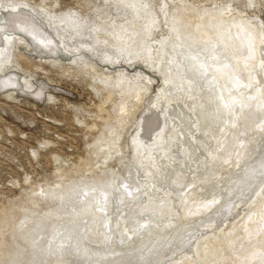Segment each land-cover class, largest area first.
Wrapping results in <instances>:
<instances>
[{
	"label": "rangeland",
	"instance_id": "obj_1",
	"mask_svg": "<svg viewBox=\"0 0 264 264\" xmlns=\"http://www.w3.org/2000/svg\"><path fill=\"white\" fill-rule=\"evenodd\" d=\"M198 16L213 28L236 24L235 52L243 69L241 75L235 70V85L246 81L245 68L252 65L255 43L260 45L246 92L260 94L251 102L253 108L248 103L239 112L240 104L234 106L230 130L223 129L225 117L219 114L216 124L206 121L200 126L204 132H193L194 141L186 131L171 144L169 117L179 118L166 115L162 101L155 108L164 83L143 60V46L155 51L162 39L179 41L172 34L176 27L186 40L174 44L173 51L168 48L175 58L192 53L191 46H202L201 52L210 55L208 37L202 44L188 38ZM148 17H156L158 27L145 37L140 29ZM244 22L250 36L242 34L248 28ZM136 29L133 43L119 35ZM206 30L210 34L209 26ZM215 46L222 50L221 43ZM0 48V264H136L116 258L124 256V246L134 244L117 230L134 229L138 221L136 237L153 240L154 246V257L141 264H264V199L259 203L256 194L249 197L240 188L232 204H226L220 194L233 164L251 156L253 140H264V111L254 106L257 99L264 103V0H0ZM168 55L160 57V68ZM153 57L152 63L157 62V54ZM204 75L195 80L207 93L211 83ZM182 101L172 102L171 111L183 107ZM215 102L206 108L217 115ZM157 135L159 147L169 148L165 154L152 150L155 167L144 163L148 153H139L136 139L148 144ZM217 135L222 136L220 159L210 161ZM171 156L176 166H169ZM167 201L171 205L163 207ZM83 208L89 211L82 216L77 212ZM161 214L164 218L157 221ZM67 224L90 245L107 248L108 254L106 248L100 250L106 256L98 254L103 261L74 251L73 237L63 236ZM178 229L184 233L180 238ZM187 238L188 246L179 245ZM108 256L112 261L105 260Z\"/></svg>",
	"mask_w": 264,
	"mask_h": 264
},
{
	"label": "bare ground",
	"instance_id": "obj_2",
	"mask_svg": "<svg viewBox=\"0 0 264 264\" xmlns=\"http://www.w3.org/2000/svg\"><path fill=\"white\" fill-rule=\"evenodd\" d=\"M129 3H130V0H128ZM134 1V0H133ZM120 4H121V1H120ZM124 4L125 1H124ZM122 4V5H124ZM130 5V4H129ZM132 5H136V4H132ZM131 5V6H132ZM129 8V7H128ZM134 7H132L133 9ZM146 11V10H145ZM154 14V13H153ZM225 14V13H224ZM181 16V15H180ZM227 16V15H226ZM183 17V16H182ZM186 17V16H185ZM183 17V18H185ZM179 18V17H178ZM187 18V17H186ZM226 18V17H225ZM227 19V18H226ZM233 18H231L232 20ZM236 19V18H235ZM145 20V19H144ZM177 20V19H176ZM185 20V19H184ZM191 20V19H190ZM230 21L229 20H224V22L228 23ZM173 22V21H172ZM175 22V21H174ZM185 22V21H184ZM206 22H204L201 17L198 16V19L192 23V28H191V35L188 36V38L190 39V37H193V38H196L197 40H199L200 42L205 39V37H208L209 40H211L209 43L213 46H210L207 48V53H210V55L208 54H203L200 50V48L198 47H195L193 48L191 46L190 50L192 51V53L188 52L189 54H181L179 53L180 55H182V57L180 58H175L174 54H172L168 48H172L174 49L176 46H174V44H180L181 45V42L179 43V41H182V35L179 36V32L177 31L176 27H175V30L174 32L172 33L173 35H175L177 38H179V41L177 42H172V39L171 40H168V42H166V39H162L161 41H157V46H156V50L155 51H151V48L152 46L151 45H146L144 42H143V45H146L145 47L143 46L144 48V51L145 54H144V61L148 60V65H151L152 68H154L156 71H158L162 78H163V83H164V87L161 89V91L159 92L158 96H157V101H156V106H159L158 103L162 101L163 106L165 108V113L166 115H174L175 117H178L179 119L178 120H174V119H171L169 117V130H168V133H170L171 131L173 133H171L169 135V140L171 142V144H173L175 142L176 139L178 138H184L186 136V131H188V133L190 134V138L193 139V141L195 140L194 138L196 137L197 134H193V132H197L199 133L200 131L201 132H204V128L201 129V124L203 125L204 122L206 121H211V122H215V124L217 123V121L220 120V118H218L219 114H221V118L225 117V123L224 125L226 124L225 128L223 129H228L230 130L232 128L231 126V121L229 122V120H232L233 119V116L235 114V110H234V106L235 107H238L239 104V112H240V107H245L248 103L251 104V107L253 108L252 106V103L253 100L255 99V97L258 96V94H260V92L257 94L256 92H258L256 89L255 91L252 92V94H249L247 95L246 92H249V85L248 84L250 82V77L252 76L251 74V71L255 68L256 64L257 63V60H258V52H257V49L261 48L259 44L255 43V50H256V55H253V60H252V65L249 66V68H245L246 72L248 73V75L246 76V81H243V82H239V86L238 85H235L234 84V80L232 79V77L234 78V75L235 74V70H236V73L237 75L242 73V60H241V55L237 52H235V42L237 40L238 37L237 36V33H236V30H234V27H237L236 24L234 26V24L232 25V23H228L226 24V26L224 27H220L221 24H219V26L216 28V27H212V25L210 24V22H208L207 24H205ZM172 24V23H171ZM190 24V23H189ZM242 24H245V26L247 25L245 22L242 23ZM173 25V24H172ZM171 25V26H172ZM187 26V25H185ZM209 26V32L210 34H208L206 31V29L208 28ZM234 26V27H232ZM158 27V24L156 23V17H148L144 22H142L141 24V29L140 30H143L141 31L143 36L146 37L149 36L152 31H154V29H156ZM174 27V26H172ZM239 27V26H238ZM248 27V25L246 26ZM190 28V27H189ZM128 29V28H127ZM239 29V28H238ZM125 30V29H123ZM139 30V31H140ZM179 30V29H178ZM182 30V29H181ZM180 30V31H181ZM241 30V29H240ZM251 29H249V27L247 29H243L242 30V34H246L250 36V31ZM130 31V30H129ZM239 31V30H238ZM125 32L126 34V31H123ZM185 32V31H184ZM122 32L119 33V35L121 37H123L124 40H126L127 38L129 39L128 41L132 42L135 38L137 39L138 37V30H132L131 32L128 33V35H123L121 34ZM188 33V32H187ZM154 34V33H153ZM171 34V35H172ZM184 34V33H183ZM189 34V33H188ZM172 35V36H173ZM185 35V34H184ZM244 35H241L240 36H244ZM248 36V37H249ZM174 37V36H173ZM6 38V37H5ZM141 38V36H140ZM171 38V37H170ZM187 38V37H185ZM243 38V37H241ZM7 39V38H6ZM147 39V38H145ZM202 39V40H201ZM142 40V39H141ZM186 40V39H184ZM136 41V40H135ZM140 41V40H139ZM204 41V40H203ZM185 42H189L190 43V40L188 41H185ZM199 42V43H200ZM207 42V40H206ZM207 42V43H208ZM129 43V42H128ZM133 43V42H132ZM142 43V41H141ZM220 44L222 45L221 49L223 50H226L227 51V54L225 56H223L222 54V50L220 51V47H216L215 44ZM136 44V42L134 43ZM202 44V42H201ZM132 45V44H131ZM130 45V48H132ZM138 45V43H137ZM140 45V44H139ZM135 46L136 48L140 47V46ZM183 45V44H182ZM187 45V44H186ZM172 46V47H171ZM184 46V45H183ZM196 46V45H195ZM199 46V44H198ZM254 46V45H253ZM252 46V47H253ZM205 47V46H204ZM203 47V48H204ZM207 47V46H206ZM124 48V47H123ZM129 49V48H128ZM171 49V50H172ZM183 49H186V46L183 48ZM187 49H188V45H187ZM205 49V48H204ZM202 49V50H204ZM123 50V49H122ZM132 50V49H131ZM134 50H136L134 48ZM139 50V49H138ZM175 50V49H174ZM181 50V49H180ZM251 48L248 49V53L251 52L250 51ZM252 50H254V48H252ZM126 51V49H125ZM143 51V52H144ZM173 51V50H172ZM185 51V50H184ZM194 51V52H193ZM4 52V48H0V55H2V53ZM131 52V51H130ZM138 52V51H137ZM169 54L168 57H166L167 61V64H162L163 67L160 68V57H163L165 54ZM182 52V51H181ZM255 52V51H254ZM129 53V51H128ZM177 53V52H176ZM125 54V53H124ZM135 54V53H134ZM157 54L158 57H156L158 59L157 62L155 63H152V59H154L153 55ZM252 54V52H251ZM250 54V55H251ZM131 56V53L130 55ZM137 56V55H136ZM187 56V57H186ZM112 57V56H111ZM134 57V55L132 56ZM132 57H129L128 60L132 59ZM252 57V56H251ZM155 58V59H156ZM165 58V57H164ZM201 58H203V63L201 61ZM225 58L228 60V61H225ZM111 59V58H109ZM108 60V59H107ZM112 62V61H111ZM143 62V61H142ZM251 63V61H250ZM166 65V66H165ZM205 66V67H204ZM205 68L208 70V74L206 75L205 73ZM235 68V69H234ZM203 72V74H205L207 77V80L209 83H211V85L209 86V88L207 89L208 92L206 93H203V91L201 90V84L196 82V77L198 75H201ZM204 75V76H205ZM241 75V74H240ZM144 76V75H143ZM145 77V76H144ZM203 77V75H202ZM119 78H122V77H119ZM136 78V77H135ZM262 78V77H261ZM150 80V78H148ZM203 79V78H201ZM205 79V78H204ZM235 79V78H234ZM238 79V78H237ZM253 78H251V81H252ZM206 80V79H205ZM204 80V81H205ZM236 80V79H235ZM148 81V80H147ZM201 80H199L200 82ZM126 82V81H125ZM202 82V81H201ZM261 82H262V79H261ZM132 83V82H130ZM135 83V82H134ZM207 83V82H206ZM236 83V82H235ZM264 83V81H263ZM16 84V82L14 83ZM208 84V83H207ZM133 85V84H132ZM206 86V85H205ZM252 90H253V87H252ZM206 91V90H205ZM181 99L183 100L182 101V105L183 107L180 106V108H175V111H171V108H170V105L172 104V102H178L181 101ZM217 102L218 104V112H217V115L215 114L214 110L212 109V111L210 112V108H206L208 106L209 103L211 104H214V102ZM264 101V100H263ZM215 102V103H216ZM256 104L257 105H254V106H257L256 108L259 107V109L263 108L262 111H264V103H261V101H259V99L256 100ZM178 105V104H177ZM212 106V105H211ZM217 107V105H216ZM154 108V109H155ZM250 108V109H252ZM177 110V111H176ZM157 111V109L153 110V112ZM160 111V110H159ZM162 111V110H161ZM262 113V112H261ZM260 113V114H261ZM264 113V112H263ZM259 114V115H260ZM198 115V116H197ZM262 115V114H261ZM157 114H155L154 116L150 117V118H156ZM192 122H189L190 119H192ZM263 119H264V115H263ZM173 120V121H172ZM191 121V120H190ZM182 122V123H181ZM184 122V123H183ZM171 124V125H170ZM204 125H207V124H204ZM209 125V123H208ZM214 125V124H213ZM252 125H254V123H252ZM264 126V125H263ZM222 127H224L222 125ZM234 127V126H233ZM252 127V126H251ZM256 129V128H255ZM258 129V128H257ZM227 130V131H228ZM223 132V131H222ZM258 132V131H257ZM176 134V135H175ZM185 135V136H184ZM210 135V134H209ZM256 136V135H255ZM145 137V136H144ZM197 138V137H196ZM213 138V137H212ZM221 138L222 136H216L215 138H213V149H209L210 151L208 152V156H209V160L210 161H215L217 159H220L219 156L217 155V150L220 149V145L218 144L219 142L221 143ZM140 137H138L136 139V144L138 146V150H139V153L141 152H146L148 153V156L147 158H145L144 160V163H149L151 165H154L155 167L156 166V161H157V158L155 159L152 155V150L155 149L157 151H160L161 153L165 154V151L166 149L168 150L167 147L165 146H160V141H161V138L160 136H155L152 138H150V142L148 144H145V143H141L140 144ZM143 139V138H142ZM255 139V138H254ZM181 140V139H180ZM260 140V139H259ZM197 141V140H196ZM180 142V141H179ZM162 143V142H161ZM198 143V142H197ZM253 144H254V147L253 149H251L252 151V154L251 156L247 159L245 158L246 160H244L242 162V164H233V166L231 167V171H232V174H230V176L226 179L224 178V182L225 184L223 185V190H218L217 192L221 191V196L223 195V201L222 202H226L227 203H231L233 198L232 196L234 194H236L237 190H239L241 188V190L239 191H243V192H246L248 193L249 197H252V196H255V199L259 200V203L263 201L264 199V140L263 142H256V139L253 140ZM219 145V146H218ZM256 145V146H255ZM218 146V147H217ZM159 147V148H158ZM209 148V147H208ZM173 150V149H172ZM255 150V151H253ZM187 151V150H186ZM177 160V159H176ZM242 160V159H241ZM169 161H171V163H169V166H176L175 165V160L173 158V156H171L169 158ZM222 161V160H220ZM236 163V162H235ZM240 163V162H239ZM181 165V162L179 163V166ZM203 168V166H202ZM234 171V172H233ZM200 172V171H199ZM230 173V172H229ZM184 176V175H183ZM224 176V175H223ZM227 177V176H226ZM179 178V177H178ZM222 186V184H221ZM221 186H218L221 188ZM200 189V188H199ZM217 189V188H215ZM215 189L214 192H215ZM174 190V189H173ZM152 191V190H151ZM248 191V192H247ZM176 193V192H175ZM245 193V194H246ZM159 194V193H158ZM217 194V193H216ZM239 194V193H238ZM241 194V193H240ZM239 194V195H240ZM177 195V194H176ZM242 195V194H241ZM158 196V195H157ZM243 196H245L243 194ZM156 197V196H155ZM179 197V196H178ZM238 197L237 199H239L240 196H236ZM104 198V197H103ZM225 198V199H224ZM230 198V199H228ZM242 198V197H241ZM179 199V198H178ZM244 199V198H242ZM246 199V198H245ZM176 200H177V197H176ZM149 202L153 201V199L151 200H148ZM165 201V199H164ZM244 201V200H243ZM88 202V201H86ZM85 202V203H86ZM98 202V201H97ZM148 202V204L145 206V207H148V205H150V203ZM84 203V204H85ZM102 203V202H101ZM254 202H252L253 204ZM156 204V202H155ZM179 204V203H178ZM225 204V205H226ZM232 204V203H231ZM99 205V204H98ZM160 205V204H159ZM164 205H167V206H170L171 204L167 201V203L163 204V207ZM177 205V204H176ZM230 205V204H229ZM152 206V205H151ZM155 206V205H154ZM222 206V205H221ZM144 207V209H145ZM159 207V206H158ZM250 205L247 207L249 208ZM99 208V207H98ZM223 209V208H222ZM224 209H226V207H224ZM223 209V210H224ZM95 211V209H93ZM155 210V209H154ZM163 211H165L164 209H162ZM79 212H77L79 215H82L83 213L85 212H88V208L87 209H81V210H78ZM84 211V212H83ZM138 209V213L140 214V211ZM229 211V209H228ZM74 212V211H73ZM97 212V211H96ZM75 213V212H74ZM144 213V212H143ZM166 213V212H165ZM170 213V212H169ZM223 213V212H222ZM76 214V213H75ZM96 214V213H94ZM138 214V216H139ZM79 215L77 217H79ZM99 215V214H98ZM145 215V213H144ZM155 215V214H154ZM174 215V214H173ZM223 215V214H222ZM74 216V215H72ZM76 216V215H75ZM83 216V215H82ZM88 216V215H87ZM80 218V217H79ZM87 218V217H86ZM151 218V217H149ZM164 218L163 214L159 215V216H156V219L157 221L160 219ZM85 219V218H84ZM140 219V218H139ZM139 219H136V220H139ZM152 219V218H151ZM212 219V217H211ZM77 220V219H76ZM86 220V219H85ZM90 220V219H89ZM75 221V220H74ZM151 221V220H150ZM154 221V219L152 220ZM156 221V220H155ZM87 222V221H85ZM162 222V221H161ZM96 223V222H95ZM123 223V222H121ZM135 223V222H134ZM139 221L137 222V225L134 229H118L117 230V233H118V236H124V239L125 240H130V241H134V244L131 245V247L129 246L127 248V246H124L123 248H126L124 250H121L123 251L122 255L124 256H119L117 255L116 258L118 257H123L125 258L127 261H134L136 262V264H141V261L142 259L144 258H151V255H152V250H153V240L151 241H146V240H140L139 238L136 237L137 233L136 231H138L136 228L137 226L139 225L138 224ZM74 224V223H73ZM72 224V225H73ZM79 224V223H77ZM125 224V222H124ZM127 224V223H126ZM146 224V223H145ZM144 224V225H145ZM234 224V223H233ZM232 224V225H233ZM65 225V224H64ZM68 225V224H67ZM70 226L68 225V227H64L62 229H64L62 232H63V236H70L73 237L72 239V245L73 247H71V250L72 248L75 250H77L76 253H79V255H82L84 254L83 258L86 259V256H90V254H94L95 256L97 255L98 259L99 257L101 256L100 253L103 252V250L106 248H101L103 249L102 251H100L101 249H99V247H94L96 245H90V243H88L86 241V239L84 238L85 236H82L81 235V231L78 232V229L76 230L75 227L73 226ZM107 225H110V224H107ZM149 225V224H148ZM62 226V225H61ZM75 226V225H74ZM102 226V225H101ZM111 226V225H110ZM120 226V225H119ZM122 226V225H121ZM143 226V225H142ZM76 227H78L76 225ZM134 227V226H133ZM131 227V228H133ZM141 227V226H139ZM153 227V226H152ZM175 227V226H174ZM173 227V228H174ZM193 226L190 227V230L192 229ZM59 228V227H58ZM84 228V227H83ZM82 228V229H83ZM101 228V227H100ZM156 228V227H155ZM166 228V227H165ZM61 229V227H60ZM103 231H104V228L102 227ZM150 229V228H149ZM183 229V227H182ZM186 229V228H184ZM80 230V229H79ZM111 230V229H110ZM141 230V228H140ZM139 230V231H140ZM152 230V229H150ZM181 229H178L177 232H179ZM189 230V229H187ZM61 231V230H60ZM84 231V230H83ZM101 231V229H100ZM121 231V232H120ZM143 231V230H142ZM147 231V230H146ZM170 231V230H169ZM173 231V230H172ZM196 231V230H194ZM58 233V231H56ZM71 232H74V233H71ZM85 232V231H84ZM99 232V231H98ZM106 232V230H105ZM114 232V231H113ZM136 232V233H135ZM184 232V231H183ZM190 232V231H189ZM109 233V232H108ZM115 233V232H114ZM121 233V234H120ZM187 233V232H185ZM197 233V232H196ZM56 234V233H55ZM61 234V233H59ZM58 234V235H59ZM148 234V233H147ZM192 234V233H191ZM99 235V234H98ZM144 235V234H143ZM149 235V234H148ZM168 235V234H167ZM171 234H169L167 236V238L170 236ZM177 236L176 237H179L182 235H184V233L180 232L176 234ZM190 235V234H189ZM188 235V236H189ZM106 236V235H105ZM104 236V237H105ZM113 237V235H111ZM127 238H126V237ZM187 235H185L184 238H186ZM57 237V235H56ZM62 237V235H61ZM175 237V238H176ZM196 237V236H195ZM59 238V237H58ZM109 238V237H108ZM166 238V239H167ZM174 238V237H173ZM174 238V239H175ZM180 238V237H179ZM192 238V237H191ZM104 239V238H103ZM106 239V237H105ZM142 239V238H141ZM164 240V239H163ZM186 240V241H185ZM185 240H182L181 242L179 241V245L181 244L182 246L183 245H187L188 246V238L185 239ZM188 240V241H187ZM58 241V240H57ZM107 241V239H106ZM162 240H160L161 242ZM168 241H172L171 239L168 240ZM178 241V240H177ZM176 241V242H177ZM163 242V241H162ZM174 242V241H172ZM175 242V243H176ZM56 243V241H55ZM58 243H56V246H57ZM161 246H162V243H160ZM169 244V243H168ZM167 244V246H168ZM62 246V244H60ZM106 246V244H104ZM109 245V244H108ZM171 245V244H170ZM71 246V245H70ZM165 246V245H164ZM181 246V247H182ZM53 247V246H52ZM152 247V248H151ZM176 247H179V246H176ZM119 248V247H118ZM187 248V247H186ZM114 249V248H113ZM179 249V248H177ZM176 249V250H177ZM107 250V248L105 249V251ZM117 250V249H116ZM180 250V249H179ZM54 251V250H53ZM73 251V250H72ZM112 251V250H111ZM115 251V250H114ZM107 254H108V251H106ZM113 252V251H112ZM111 253V255H114V253ZM215 252V251H214ZM81 253V254H80ZM104 255L106 256L105 252H103ZM121 253V252H120ZM98 254L100 256H98ZM150 254V256H146ZM91 255V256H92ZM93 255V256H94ZM110 256V255H109ZM105 260H107L108 262L112 261V258L109 257ZM153 256V255H152ZM187 256V255H186ZM113 257V256H112ZM154 257V256H153ZM89 258V257H88ZM92 258L91 261H93V258L95 257H90ZM102 258V257H101ZM100 258V259H101ZM99 259V260H100ZM190 259V258H189ZM64 260V259H63ZM88 260V259H87ZM95 260V259H94ZM97 260V258H96ZM102 260V259H101ZM114 260V259H113ZM188 260V259H186ZM195 260V259H194ZM65 261V260H64ZM90 261V262H91ZM103 261V260H102ZM101 261V262H102ZM107 261H105L106 263H108ZM149 261V260H148ZM186 262V261H185ZM196 262V261H195ZM115 263V262H114ZM194 263V262H193ZM57 264H68V263H61V262H58ZM92 264V263H91ZM108 264H111L108 263ZM116 264V263H115ZM135 264V263H134ZM173 264V263H172ZM186 264V263H185Z\"/></svg>",
	"mask_w": 264,
	"mask_h": 264
}]
</instances>
